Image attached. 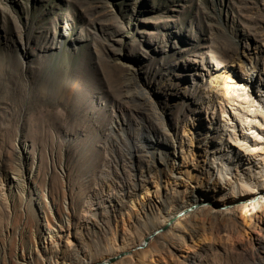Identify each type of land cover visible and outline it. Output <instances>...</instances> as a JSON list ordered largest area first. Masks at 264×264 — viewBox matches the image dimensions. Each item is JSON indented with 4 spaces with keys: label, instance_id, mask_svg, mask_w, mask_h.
I'll return each instance as SVG.
<instances>
[{
    "label": "rangeland",
    "instance_id": "374dc122",
    "mask_svg": "<svg viewBox=\"0 0 264 264\" xmlns=\"http://www.w3.org/2000/svg\"><path fill=\"white\" fill-rule=\"evenodd\" d=\"M237 56L264 85V0H0V242L17 240L19 256L36 252L22 248L20 229L25 239L40 238L47 219L54 224L51 199L64 230L68 215L82 218L107 176L121 169L120 125L129 134L167 128L170 143L187 144L193 185L212 186L221 171L216 151L227 149L239 119L251 118L240 101L212 102V82ZM19 140L27 145L21 158ZM206 160L215 170L211 180ZM6 176L25 177V192ZM158 191L151 186L146 200L158 201ZM135 210L113 209L101 218L104 248L133 234ZM43 241L51 244L47 236ZM209 244L167 248L152 264H179ZM218 255L206 251L198 260L238 264ZM12 261L0 257V264Z\"/></svg>",
    "mask_w": 264,
    "mask_h": 264
},
{
    "label": "bare ground",
    "instance_id": "6f19581e",
    "mask_svg": "<svg viewBox=\"0 0 264 264\" xmlns=\"http://www.w3.org/2000/svg\"><path fill=\"white\" fill-rule=\"evenodd\" d=\"M240 56L212 82L215 85L212 102L240 101L246 107L238 103V108L251 118L239 119L240 127L233 140L226 144L227 149L216 151V159L222 157L221 171L212 186L193 185L194 172L188 167L191 153L187 144L176 147L170 143L167 128L155 131L143 127L129 134L120 125L117 137L124 140L126 151V155L116 157L121 169L105 177L102 193L94 198L96 201L89 202L82 218L76 220L73 214L68 215L69 228L64 230V215L53 208V199L48 202L45 196L54 224L47 219L40 238L34 234L25 239L24 228L20 229L22 248L32 246L36 252L31 249L19 256L17 240L6 245L0 242V257H12L10 264H152L167 248L209 240L205 252L186 255L179 264H205L198 257L206 251L226 253L238 264H264V103L261 100L264 85L260 86L255 72L247 68V61ZM237 66L246 78H239ZM256 89L262 93L260 96ZM233 116L236 120L240 115L233 113ZM183 135L189 137V132L184 131ZM19 145L21 158L27 145L20 140ZM155 155L159 156L160 164ZM203 168L207 169L211 180L215 176L213 165L206 160ZM6 178L10 187H20L25 192V177ZM153 185L160 188L158 193L162 195L151 203L146 198ZM135 208L131 224L133 234L123 236L119 243L108 241L104 248L101 235L108 239V234L106 225L100 224L101 218L110 217L113 209L131 211ZM73 220H76L74 224ZM56 222L60 223L59 229L55 228ZM84 230L92 233L85 235ZM9 234L17 238L18 231ZM42 235L51 239L50 245H43ZM113 237L114 240L118 238L116 232ZM64 240L67 247L59 250ZM238 253L243 261L235 256Z\"/></svg>",
    "mask_w": 264,
    "mask_h": 264
}]
</instances>
